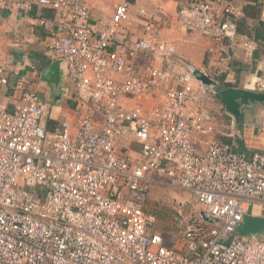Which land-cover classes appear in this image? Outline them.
Instances as JSON below:
<instances>
[{
  "label": "built area",
  "instance_id": "2783aa9c",
  "mask_svg": "<svg viewBox=\"0 0 264 264\" xmlns=\"http://www.w3.org/2000/svg\"><path fill=\"white\" fill-rule=\"evenodd\" d=\"M222 2L180 1L177 19L199 30L216 58L249 60L258 45L239 38V7ZM12 5L48 7L68 24L38 19L49 63L62 61L72 89L71 110L55 117L57 105L11 82L0 63V264H264V232L237 231L245 216L264 217V106L253 124L263 151L247 158L215 138L204 107L224 87L217 65L194 66L149 20L137 35L128 3L93 26L84 0ZM255 89L264 92L263 76ZM155 183L194 198L191 213L172 221L178 247L144 208Z\"/></svg>",
  "mask_w": 264,
  "mask_h": 264
},
{
  "label": "crops",
  "instance_id": "0c3cea01",
  "mask_svg": "<svg viewBox=\"0 0 264 264\" xmlns=\"http://www.w3.org/2000/svg\"><path fill=\"white\" fill-rule=\"evenodd\" d=\"M84 1L93 5L90 20L92 26L102 15H109L112 13L117 4L121 2L128 3L130 17L134 20L132 28L137 35L142 30V22L149 20L152 24V28L159 33L163 40L172 43L179 55L194 66L203 68L200 64V59L188 56H191L192 53L189 52L191 49L187 44H194V42H196L194 46H199V44H201L193 40V33L197 32L196 29L193 30L184 27L177 19L178 3L180 1L183 3H190L192 0ZM228 1L239 7V13L236 16L239 38L253 40L258 47L249 60H244L241 57L233 63L227 64L231 67L240 68L239 75H236L237 79H239V84L233 82L234 78L231 74V70L220 78L224 81L222 83H228L231 85L230 87L249 88L251 90L253 87V78L255 77L257 80V75L261 74V72H263L262 76L264 77V70L261 72L258 70L264 45V0H223L222 4ZM141 11L145 14H142ZM40 17L51 22L57 29L64 30V27L68 25H65L64 20L61 19L54 10L48 7L38 6L30 12L25 13L14 7L12 5V0H0V63L4 66V73L11 82L23 80L26 87L36 88L41 96L44 94V90H48V94L52 93L53 97H49L45 100L50 105H57V108L53 107V113L56 117L62 112H69L71 110L67 107L66 103L68 102L66 101H68L67 97L72 88L66 93H62L60 98H58L57 93L51 92L48 86L40 80L41 71L50 61L47 49L48 34L46 29L38 22ZM204 41L205 44H208L207 50L209 51L211 45L207 38ZM190 60H192V62ZM194 61L196 64H194ZM248 65L252 69V72L247 71L248 69L246 68ZM263 106L264 104H256L252 115L244 119L243 114L241 122H237L230 113L224 111L226 115L225 120L219 119L216 120V123L212 122L215 127V138L218 141L231 144L237 152L243 153L247 158L255 151H263L253 125L256 114L258 113L257 110ZM229 131L239 133V135H236L234 138H229L226 136ZM155 185L166 184L155 183L151 185V187ZM170 186L173 185H169V187ZM190 195L191 197H185L186 200L177 202L176 206L174 204L170 205L172 207L171 210L174 211L176 215L169 221V230L165 229L166 232H164L156 229V231L163 235L166 245L170 247H178L172 233V221L175 219L178 212H182L186 215L190 214L192 206L195 205L194 198L191 193ZM147 201L148 196L145 205Z\"/></svg>",
  "mask_w": 264,
  "mask_h": 264
},
{
  "label": "rangeland",
  "instance_id": "374dc122",
  "mask_svg": "<svg viewBox=\"0 0 264 264\" xmlns=\"http://www.w3.org/2000/svg\"><path fill=\"white\" fill-rule=\"evenodd\" d=\"M195 30V29H193ZM197 32L193 33V40L200 42L201 44L195 45L189 43L187 44L188 47L191 49L192 55H188L189 57L197 58L200 59V64L203 68H205L208 71L213 72L214 67L219 69V76L218 77H223L224 74L229 73L231 70V74L233 75V82L235 84H239V79H237L236 75H239V69L237 67H231L227 64L226 61L221 60L216 58L215 53L210 52L207 50L208 44H205L206 37L196 29ZM192 42V41H190ZM207 42V41H206ZM207 53V54H206ZM182 54V53H181ZM214 55V56H213ZM192 62V60H190ZM194 64L196 62L194 61ZM248 72H252V69L248 65L247 68ZM244 73V72H243ZM262 73L259 74L262 76ZM222 75V76H221ZM257 75V77L259 76ZM232 78V79H233ZM244 79V77H243ZM228 81V80H227ZM256 78H253V87L251 91H256ZM59 87L65 88L66 90H70L72 88V84L70 80L68 79V76L64 70H62V73L59 75ZM227 86H224L223 88H226ZM222 88V89H223ZM245 89V88H244ZM247 90H250L247 88ZM48 90H44V94L42 95L44 99H48L49 97H53L52 93L48 94ZM256 105V104H255ZM255 105L253 107H243V114H244V119L248 118V116L252 115L253 110L255 108ZM204 107L212 114V122L216 123V120H225L226 115L224 111H227L221 101L215 96L209 97L206 103L204 104ZM259 110H257L258 112ZM228 112V111H227ZM229 118V116L227 115ZM191 197L190 193H188L185 190H182L179 187L176 186H167V185H155L150 188L149 193H148V201L145 205L146 211L148 213L153 214L155 216V223H154V228L159 230V231H164L166 232L165 229L169 230V221L173 218V216L176 215L174 211H172V207L170 205L174 204L175 206L177 205V202L184 201L186 200L185 197ZM184 197V198H182ZM173 233V229H172Z\"/></svg>",
  "mask_w": 264,
  "mask_h": 264
},
{
  "label": "water",
  "instance_id": "95a60500",
  "mask_svg": "<svg viewBox=\"0 0 264 264\" xmlns=\"http://www.w3.org/2000/svg\"><path fill=\"white\" fill-rule=\"evenodd\" d=\"M61 60L50 62L40 74L41 82L45 83L51 92L57 93L58 98L68 90L59 87V75L62 73ZM194 76L204 83H210L211 79L196 69ZM216 97L221 101L224 108L237 122L243 119V107H253L255 104H264V92L251 91L240 87H226L219 90ZM237 231L242 236H253L264 232V217L245 216L239 224Z\"/></svg>",
  "mask_w": 264,
  "mask_h": 264
},
{
  "label": "trees",
  "instance_id": "16d2710c",
  "mask_svg": "<svg viewBox=\"0 0 264 264\" xmlns=\"http://www.w3.org/2000/svg\"><path fill=\"white\" fill-rule=\"evenodd\" d=\"M221 80H222V78H221ZM222 82H224V81L222 80ZM223 86H231V85L228 83H223Z\"/></svg>",
  "mask_w": 264,
  "mask_h": 264
}]
</instances>
